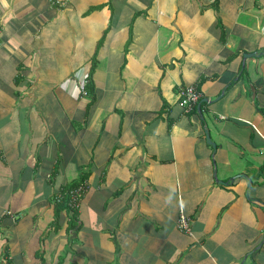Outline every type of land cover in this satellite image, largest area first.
<instances>
[{
  "label": "crops",
  "instance_id": "0c3cea01",
  "mask_svg": "<svg viewBox=\"0 0 264 264\" xmlns=\"http://www.w3.org/2000/svg\"><path fill=\"white\" fill-rule=\"evenodd\" d=\"M263 147L264 0H0V264H264Z\"/></svg>",
  "mask_w": 264,
  "mask_h": 264
},
{
  "label": "built area",
  "instance_id": "2783aa9c",
  "mask_svg": "<svg viewBox=\"0 0 264 264\" xmlns=\"http://www.w3.org/2000/svg\"><path fill=\"white\" fill-rule=\"evenodd\" d=\"M181 94L182 102L188 111L194 109L195 105L201 99V93L199 92L196 86H189L181 90ZM260 152L262 155H264V147L261 149ZM85 185L86 183H82L70 188L68 191H58L55 194L54 198L56 202H66L71 208L79 209L87 189ZM179 225L184 230L189 229V223L185 216L180 219Z\"/></svg>",
  "mask_w": 264,
  "mask_h": 264
},
{
  "label": "trees",
  "instance_id": "16d2710c",
  "mask_svg": "<svg viewBox=\"0 0 264 264\" xmlns=\"http://www.w3.org/2000/svg\"><path fill=\"white\" fill-rule=\"evenodd\" d=\"M85 88L88 94L93 95L94 92V88H93V81L91 80L90 76L87 79V82L85 84ZM77 183H73L72 185L68 186L67 189L65 190H61L62 192L68 191L70 188L77 186ZM65 203L66 205H68V203L66 202H62ZM73 210V212H75L77 209L71 208Z\"/></svg>",
  "mask_w": 264,
  "mask_h": 264
},
{
  "label": "water",
  "instance_id": "95a60500",
  "mask_svg": "<svg viewBox=\"0 0 264 264\" xmlns=\"http://www.w3.org/2000/svg\"><path fill=\"white\" fill-rule=\"evenodd\" d=\"M209 139H210V136L208 135Z\"/></svg>",
  "mask_w": 264,
  "mask_h": 264
}]
</instances>
